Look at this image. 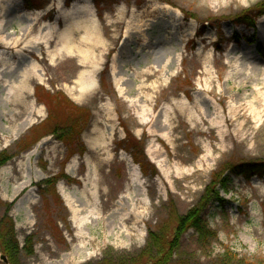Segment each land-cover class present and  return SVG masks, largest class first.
Returning <instances> with one entry per match:
<instances>
[{"label": "rangeland", "instance_id": "obj_1", "mask_svg": "<svg viewBox=\"0 0 264 264\" xmlns=\"http://www.w3.org/2000/svg\"><path fill=\"white\" fill-rule=\"evenodd\" d=\"M22 1L25 15L0 12V51L22 52L8 78L34 59L42 81L31 78L28 96L39 114L17 116L0 81V221L13 222L14 264L145 260L149 231L173 238L219 176L221 201L201 213L213 235L188 229L173 264H264V176L230 172L264 160L253 86L264 75V15L254 28L234 21L262 0ZM87 3L90 45L58 51L63 13ZM80 72L95 89L79 92Z\"/></svg>", "mask_w": 264, "mask_h": 264}, {"label": "bare ground", "instance_id": "obj_2", "mask_svg": "<svg viewBox=\"0 0 264 264\" xmlns=\"http://www.w3.org/2000/svg\"><path fill=\"white\" fill-rule=\"evenodd\" d=\"M8 7L16 11L19 16L26 14L22 0H0L1 13ZM62 18L65 22H68V24L57 34V41L59 43L57 50L80 53V47L90 45V39L95 32L96 18L93 9L88 3L87 5L73 7L69 9L68 12L63 13ZM52 29H55V27ZM20 57L22 58V52L20 50H16L15 53L0 51V81L3 82L8 98H11V101L14 102L13 106L15 108L12 110L13 116L21 114L26 107L39 114L40 108L34 107V102H29L28 100V96L32 93L30 87L31 78L42 81L37 61L32 59L30 65L28 64L21 69L17 81L8 78L10 73L18 67L20 62L18 58L20 59ZM80 60L83 62L85 59L80 56ZM88 74L89 72H80L74 82L78 86L79 92L82 94L95 89L97 86L95 78L90 77ZM263 78H259L258 82H255L253 86L255 91L259 93L264 100ZM212 103L215 105L214 101H212ZM179 105L181 108L186 107L188 105L187 99L184 98L181 100ZM253 106L252 110H250V114L253 116L252 118L254 120L259 122L261 120L260 112ZM236 113L237 110H233V116H236ZM242 125L243 121L239 123V127H242ZM226 139H232L231 134H227L225 140ZM135 180H138L137 176H135ZM259 191L263 192L262 190Z\"/></svg>", "mask_w": 264, "mask_h": 264}, {"label": "trees", "instance_id": "obj_3", "mask_svg": "<svg viewBox=\"0 0 264 264\" xmlns=\"http://www.w3.org/2000/svg\"><path fill=\"white\" fill-rule=\"evenodd\" d=\"M24 1L27 8L32 7L30 0ZM262 15H264V0L257 3L251 9L242 12L234 18V21L236 23H243L254 28L256 19ZM7 159L8 156L0 154V166L4 164ZM135 159L138 161V158ZM141 159H143V157H141ZM141 170L144 172L145 168L141 166ZM230 172L232 174H243L248 177L256 173H260L264 176V160L236 164L231 167ZM227 179L228 177L221 178V176H219L218 181H214L213 185L205 190L198 206L190 209L183 216L179 217L177 226L174 227L173 230V238H167L163 232L158 233L149 231V241L146 251L147 254L144 255L146 257L145 260L139 259L138 262H132L129 264H173V251L178 246L182 234L188 229L195 231L198 238L202 241L209 239L213 235V232L208 229L206 222L202 219L201 213L206 205V202L208 203L211 200L221 201L216 185L219 184L221 187H224L225 180ZM0 250L3 251L0 253L7 257L9 264L15 263L19 253V243L14 233L13 222L10 218L7 219V217H4V219L0 221ZM0 263L4 264L1 261Z\"/></svg>", "mask_w": 264, "mask_h": 264}, {"label": "water", "instance_id": "obj_4", "mask_svg": "<svg viewBox=\"0 0 264 264\" xmlns=\"http://www.w3.org/2000/svg\"><path fill=\"white\" fill-rule=\"evenodd\" d=\"M0 261L4 264H9L7 257L2 253H0Z\"/></svg>", "mask_w": 264, "mask_h": 264}]
</instances>
